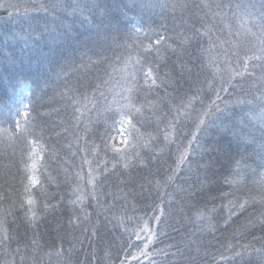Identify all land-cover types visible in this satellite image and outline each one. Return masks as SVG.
<instances>
[{
    "label": "trees",
    "instance_id": "trees-1",
    "mask_svg": "<svg viewBox=\"0 0 264 264\" xmlns=\"http://www.w3.org/2000/svg\"><path fill=\"white\" fill-rule=\"evenodd\" d=\"M0 264H264V0H0Z\"/></svg>",
    "mask_w": 264,
    "mask_h": 264
},
{
    "label": "rangeland",
    "instance_id": "rangeland-1",
    "mask_svg": "<svg viewBox=\"0 0 264 264\" xmlns=\"http://www.w3.org/2000/svg\"><path fill=\"white\" fill-rule=\"evenodd\" d=\"M28 96V89H24L22 92H21V97L19 99V101L23 102L24 104L26 103V98ZM23 106V105H22Z\"/></svg>",
    "mask_w": 264,
    "mask_h": 264
},
{
    "label": "snow or ice",
    "instance_id": "snow-or-ice-1",
    "mask_svg": "<svg viewBox=\"0 0 264 264\" xmlns=\"http://www.w3.org/2000/svg\"><path fill=\"white\" fill-rule=\"evenodd\" d=\"M157 43H159V41H157ZM146 75L151 76V69L148 70V72L146 73Z\"/></svg>",
    "mask_w": 264,
    "mask_h": 264
}]
</instances>
